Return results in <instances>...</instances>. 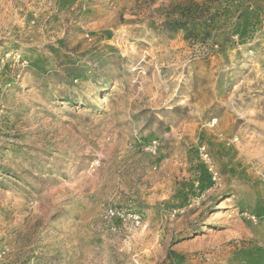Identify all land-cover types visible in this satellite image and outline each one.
Masks as SVG:
<instances>
[{
  "label": "rangeland",
  "instance_id": "obj_1",
  "mask_svg": "<svg viewBox=\"0 0 264 264\" xmlns=\"http://www.w3.org/2000/svg\"><path fill=\"white\" fill-rule=\"evenodd\" d=\"M0 264H264V0H0Z\"/></svg>",
  "mask_w": 264,
  "mask_h": 264
},
{
  "label": "built area",
  "instance_id": "obj_2",
  "mask_svg": "<svg viewBox=\"0 0 264 264\" xmlns=\"http://www.w3.org/2000/svg\"><path fill=\"white\" fill-rule=\"evenodd\" d=\"M110 214H112V213H110Z\"/></svg>",
  "mask_w": 264,
  "mask_h": 264
}]
</instances>
